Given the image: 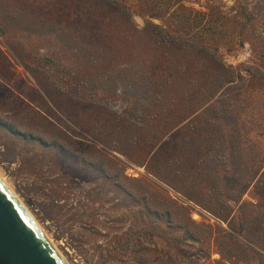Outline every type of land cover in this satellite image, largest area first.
I'll use <instances>...</instances> for the list:
<instances>
[{"label":"rangeland","instance_id":"1","mask_svg":"<svg viewBox=\"0 0 264 264\" xmlns=\"http://www.w3.org/2000/svg\"><path fill=\"white\" fill-rule=\"evenodd\" d=\"M119 1L135 26L93 0H0L1 175L70 264H264V241L247 238L264 225V182L236 204L243 185L205 136L222 101L244 99L240 145L264 177V81L251 69L264 72V0ZM146 22L213 49L248 83L213 98L215 58L158 41ZM143 66L157 98L112 93L113 75Z\"/></svg>","mask_w":264,"mask_h":264},{"label":"trees","instance_id":"2","mask_svg":"<svg viewBox=\"0 0 264 264\" xmlns=\"http://www.w3.org/2000/svg\"><path fill=\"white\" fill-rule=\"evenodd\" d=\"M95 7H98V4L102 6V11H111L114 15H116L117 20L124 21L127 24H130L131 26H135L132 24V11L125 6L121 1L119 0H93ZM248 21H253L254 19L251 17V15H248ZM134 28V27H133ZM1 30V28H0ZM136 30V27H135ZM138 31V29H137ZM144 32L151 35L153 38L157 39L158 41L163 42L164 44H174V45H180L183 47H187L192 52L196 53L200 57H206L209 59L215 58L213 61L214 66L216 67L217 75L212 78V93L213 98L217 96V94L223 90H231L234 89L235 86L243 87L245 86L248 81L245 78L241 77L240 72H238L235 68L231 66H227L222 60L217 59V55L214 52L213 49L208 47H201L197 44L191 43L189 40H185L182 37L175 36L171 32H169L165 27L159 26L156 24H153L151 22H146ZM54 63L53 60L50 58H43L41 60V63ZM151 69V67H149ZM252 71L259 74V77L262 81H264V72L261 70H258L257 68H251ZM144 70V66L141 67L137 71L129 72L126 71L116 77L113 75V79L111 80L113 82V90L112 93L116 95L117 97H120L122 99H133L136 101V103H139L144 99L145 101H151V99L157 98L159 95V92L157 91L158 88L161 87V81L157 77V74H152L150 72H146V74L142 75L141 71ZM152 70V69H151ZM152 72V71H151ZM53 79V77H51ZM59 85V84H58ZM61 85H59L60 87ZM158 87V88H156ZM237 102H240L241 104H238V108L236 107ZM244 99H239V97H236L235 100H232L230 98L229 100L222 101L220 105H222L220 114L217 113L213 119H216L215 121L212 120V127L211 129H205L207 131V141H213V144L209 146L210 149V155H213L214 149L215 156H217V164L221 163L224 166H227L228 162L231 161V165L225 167L226 171H231L232 174L227 178V182L230 184L233 182V185H243V188L241 186H237L240 189V194L233 198L230 196V199H232L236 204H238L244 193L247 192V190L250 188V186L255 181V185H261L264 182L263 174L261 177L257 180L259 173H260V166L257 167V169H254L252 166L249 167V163H256L253 158V153L255 150L247 151L243 149V147L240 145L243 143V141L240 139L241 132H239V129L236 128L237 122H240L242 119V114L247 109L248 104ZM101 105H105L103 102ZM113 104L110 106L105 105L106 109H110L114 111L115 107H112ZM208 111L211 110V107L207 109ZM135 112V110H134ZM133 112V113H134ZM138 112V111H137ZM136 112V115H137ZM211 112V111H210ZM209 113V112H208ZM210 114V113H209ZM124 119L129 120V122H136L135 125H138L137 123V116L135 117L133 114L128 112L127 114H118ZM222 120L225 125L223 124V127L221 125L220 121ZM257 127H260L264 130V126L262 124L256 123ZM220 126V127H219ZM231 128L233 131V135L235 136V140H228L224 137V130L227 128ZM242 123V127H243ZM248 126V125H247ZM241 128V127H240ZM12 129H14L12 127ZM15 131V132H14ZM17 130H13V133H15L17 136H21L19 132H16ZM249 131L246 129L245 135H248ZM27 140H33L38 141L40 143H44L43 140L37 139L35 137H25ZM238 141V142H236ZM214 148V149H212ZM250 148V145H248V149ZM255 148V147H254ZM236 190V189H235ZM215 193L218 195V200L222 204L221 196L223 195V191L220 187V184H218L215 187ZM229 199V198H228ZM225 204V203H224ZM226 205V204H225ZM228 209H232L231 206L228 204L226 205ZM243 211L244 208H241ZM154 214H157V218H160L161 215L165 216L166 218H169L171 220L172 215L171 212H165L163 214H158V212H154ZM256 238L252 239L251 234L249 233L247 238L250 241V243H259L264 241V225L261 226V231L257 232ZM258 239V240H257Z\"/></svg>","mask_w":264,"mask_h":264},{"label":"water","instance_id":"3","mask_svg":"<svg viewBox=\"0 0 264 264\" xmlns=\"http://www.w3.org/2000/svg\"><path fill=\"white\" fill-rule=\"evenodd\" d=\"M0 264H66L1 179Z\"/></svg>","mask_w":264,"mask_h":264},{"label":"bare ground","instance_id":"4","mask_svg":"<svg viewBox=\"0 0 264 264\" xmlns=\"http://www.w3.org/2000/svg\"><path fill=\"white\" fill-rule=\"evenodd\" d=\"M0 179L1 181L6 185V187L10 190V192L17 198V200L21 203V205L24 207L26 212L30 215V217L34 220V222L37 224V226L40 228L41 232L45 235V237L48 239L50 244L53 246V248L56 250V252L59 254V256L62 258V260L66 264H70L67 259L65 258L64 254L62 251L59 249V247L56 245V243L48 236L46 231L43 229V227L38 223L34 215L31 213V211L27 208V206L22 202V200L19 198V196L13 191V189L10 187V185L7 183V181L4 179V177L0 173Z\"/></svg>","mask_w":264,"mask_h":264}]
</instances>
